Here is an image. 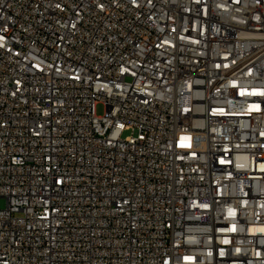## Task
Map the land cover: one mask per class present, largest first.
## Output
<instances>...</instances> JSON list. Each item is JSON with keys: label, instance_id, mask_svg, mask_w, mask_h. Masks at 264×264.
Instances as JSON below:
<instances>
[{"label": "built area", "instance_id": "obj_1", "mask_svg": "<svg viewBox=\"0 0 264 264\" xmlns=\"http://www.w3.org/2000/svg\"><path fill=\"white\" fill-rule=\"evenodd\" d=\"M0 264H264V0H0Z\"/></svg>", "mask_w": 264, "mask_h": 264}, {"label": "rangeland", "instance_id": "obj_2", "mask_svg": "<svg viewBox=\"0 0 264 264\" xmlns=\"http://www.w3.org/2000/svg\"><path fill=\"white\" fill-rule=\"evenodd\" d=\"M104 105L101 103V104H98L97 107H96V114L97 116H103L104 115Z\"/></svg>", "mask_w": 264, "mask_h": 264}]
</instances>
